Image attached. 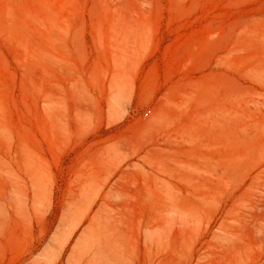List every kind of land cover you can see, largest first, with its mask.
<instances>
[{"label":"rangeland","instance_id":"obj_1","mask_svg":"<svg viewBox=\"0 0 264 264\" xmlns=\"http://www.w3.org/2000/svg\"><path fill=\"white\" fill-rule=\"evenodd\" d=\"M0 264H264V0H0Z\"/></svg>","mask_w":264,"mask_h":264},{"label":"bare ground","instance_id":"obj_2","mask_svg":"<svg viewBox=\"0 0 264 264\" xmlns=\"http://www.w3.org/2000/svg\"><path fill=\"white\" fill-rule=\"evenodd\" d=\"M102 233H101V235H103L104 237H106V231L105 230H103V231H101Z\"/></svg>","mask_w":264,"mask_h":264},{"label":"built area","instance_id":"obj_3","mask_svg":"<svg viewBox=\"0 0 264 264\" xmlns=\"http://www.w3.org/2000/svg\"><path fill=\"white\" fill-rule=\"evenodd\" d=\"M148 112H149V111H148V110H146V111H144V114H145V115H147V114H148Z\"/></svg>","mask_w":264,"mask_h":264}]
</instances>
